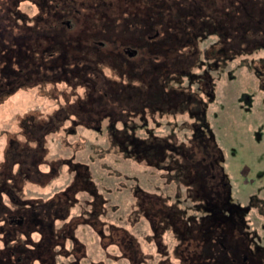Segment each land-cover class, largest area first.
I'll list each match as a JSON object with an SVG mask.
<instances>
[{
  "label": "flooded vegetation",
  "instance_id": "obj_1",
  "mask_svg": "<svg viewBox=\"0 0 264 264\" xmlns=\"http://www.w3.org/2000/svg\"><path fill=\"white\" fill-rule=\"evenodd\" d=\"M126 1L122 9L134 17L135 0ZM165 1L162 0L164 4ZM247 1L222 0L220 7H231L233 15L240 12L237 17L244 20L243 28L250 21L246 17L254 15L257 21L253 27L264 28L260 26L264 10L250 8ZM202 2L188 3L190 8H199L198 13L191 11V18L199 17L200 22L190 26L192 31L197 30L188 42L178 37L175 52L173 43L166 41L169 37L154 42L161 30H155L151 22L146 27H122V34L117 33L122 50L114 63L118 72L114 90L102 86L103 92L97 88L88 91L95 95L85 96L95 100L84 96V101L94 105H77L82 112L70 125L57 122L58 114L52 113L30 126L21 122L19 132L25 138L19 139L20 143L18 139H7L0 160V264H264V193L253 190L242 197L235 195L226 156L208 117L214 100L212 70L226 55L222 52L226 47L224 36L220 46L216 44L203 59L197 43L199 37L218 33L220 28L227 29L229 39L234 38L231 29L236 27L229 19L226 23L215 17L213 12L218 9H212L218 8L216 0ZM236 2L240 9L234 7L238 6ZM151 4L148 2V11L153 13L155 6ZM188 4H178L185 16L190 12L186 10ZM232 14L226 18L234 19ZM70 20L65 22L72 28ZM52 28L57 34L65 33L63 26ZM163 29L170 30L169 26ZM124 32L140 34L149 48L145 50L146 44L138 39L133 45L126 44L123 39L130 36L125 37ZM233 40L227 44L235 49ZM104 43L98 41L100 45ZM63 50L65 55L70 52ZM145 52L150 60L162 62L164 70L152 66L151 74L144 73L143 68L142 73L135 74L137 71L131 68L134 58L140 63L138 57ZM195 65L204 67L202 73H190ZM252 65L258 66L264 89V57L260 64ZM106 100L114 106L104 105ZM66 116L70 118L63 114L62 120ZM165 117L169 120L163 122ZM151 122L157 127L166 123L168 131L155 132ZM142 128L146 134L141 136L138 131ZM88 130L101 132L103 139L108 135L107 140L115 143L126 158L154 163L159 167L156 173L161 181L152 187L148 177L136 174L134 185L112 192L101 163L92 167L88 159L78 158L76 149L69 156L47 155L46 136L53 140L59 137L70 148L79 139L87 143ZM28 135V141L35 142L33 147L25 142ZM95 146L104 148L105 144L96 141ZM197 147L212 148L211 152L200 149L197 153ZM24 150L34 153L25 155ZM41 153L49 162L46 169L41 168ZM64 165L68 167L65 172ZM124 205L129 208L126 214ZM111 206L117 208L113 210Z\"/></svg>",
  "mask_w": 264,
  "mask_h": 264
},
{
  "label": "rangeland",
  "instance_id": "obj_2",
  "mask_svg": "<svg viewBox=\"0 0 264 264\" xmlns=\"http://www.w3.org/2000/svg\"><path fill=\"white\" fill-rule=\"evenodd\" d=\"M112 1L0 0V6H4V8L10 7V9L16 10L20 14V17L18 16L16 19L11 13L12 10H10L7 15L12 17H8L7 20H2L3 17H0V33H2V30L6 31V36L4 35L6 43H9V39L12 40L14 36L25 33L26 30L30 31L27 27L42 25L40 27L41 34L37 36L41 46L38 56L34 57L35 61H29L30 68H34L31 78H28L25 73V63L28 62V59L26 62L25 60L20 62L14 56L11 64H8L9 60L0 59V160L7 148L8 138L18 140L25 138L19 132L21 122L30 126L33 124L32 122L44 121L52 116V113H56L59 116L57 122L64 121L65 125H70L72 120L82 112L75 104L76 99H79L77 98L78 94L81 96V102L89 106L94 105L89 101H84L86 99L84 98V94H86L84 90L87 85L85 88L84 86H78L77 88L70 86L67 80L70 79L72 70H79L80 74H83L86 79H90L86 81L89 84L92 83L89 89L97 88V90L103 92L104 90L101 87L104 86V89L108 91L114 90L112 85L115 84V79L118 77L114 63H116L115 60H119L117 53L122 50L121 41L118 40L117 33L122 34V27H146L151 22L155 30H161L160 35L154 42H162L166 37H169L166 41L173 43L171 44V47H173L172 52H175L174 48L176 46L174 44H177L179 39L188 42L192 32L197 30L195 28L192 31L190 26L200 22L199 17L197 19L191 18L193 11L198 13L200 10L196 5H192L190 8L191 5L188 4L190 0H187V3L185 0H173L174 2L167 0L165 4L162 0H135L137 5L135 13L137 15L134 17L131 14L128 15L129 13L122 9L124 4H128L126 0ZM202 1L204 2V0ZM216 1L215 6L218 8L214 7L212 9H218V11L213 12L215 17L221 18V21L226 23V19L231 20V24L236 28L231 29L234 38L229 39V37L224 36V45L226 47L223 48L222 52L226 55L224 60L219 58L218 67L212 70L215 76L214 100L210 104L208 117L210 118L211 128H213L216 135L217 144L226 156V167L233 183L235 195L242 197L253 190L260 191L263 194L264 89L257 74L258 66L250 65L260 64L262 57H264V28L253 27L257 21L255 15L246 17V20L250 21L246 28L241 27L244 24V20L237 17L240 16V12L236 11L237 13L233 15L231 7H220L222 0ZM148 2L154 3L153 13L148 11ZM177 3L180 7L186 4L189 5L186 8V10L190 11L186 14L187 16L183 14L185 10L182 13L179 11ZM248 3H251L249 7L254 10H259L260 8L264 10V0H248ZM235 5L238 6H232L237 7V9L241 8L237 2ZM210 9L207 10L210 11ZM202 10H204V7H202ZM101 11L103 15H100ZM0 14H2L1 11ZM231 14L235 17L234 19L232 17L226 18L230 17L229 15ZM68 18L71 19L69 23H71L72 28L68 27L69 24L65 22ZM240 21L241 23H239ZM58 22L62 23L65 33L57 34V31L53 28H47L49 23ZM4 23H6L7 29H5ZM164 25L169 26L170 30L168 32L164 31ZM260 26H264L263 20ZM220 30L223 32H220ZM226 30L225 28H220L218 33L209 32L205 37L201 38V36L198 38L200 58H205L207 52L211 53L213 48H216V44L220 46V43L223 42V34H227ZM124 33L125 37H131L123 39L126 44L130 43L133 45L135 39H138L141 43L146 44L145 50L149 48L145 38L140 37V34ZM178 37L180 38L178 39ZM232 39L235 42V49L228 47L227 44ZM99 40H104L105 43L100 45L98 44ZM11 46L15 47L16 44H11ZM6 48L10 47H5L3 51ZM63 49L70 52L65 55ZM62 54H64L66 59L63 58ZM149 56L146 52L139 55L140 63L136 62V58H134L131 68L137 71L135 74L142 73V68L145 69L144 73L151 74L149 69L152 66L159 68L158 70L160 71L164 70L165 65L162 62L156 61L155 59L157 58L150 60ZM187 57H194V54H188ZM160 59H163V57ZM124 66L129 67L126 63ZM190 69H192L190 73L198 74L202 73L204 67L195 65ZM153 73L155 72L153 71ZM188 75L189 73L186 72V80L189 79ZM91 79H95V81H91ZM100 91H97V96ZM92 94L95 95V93ZM72 105H74V108H72ZM104 105L109 107L114 106V103L109 105L106 100ZM61 113L64 116L69 114L70 118L66 116L65 118L67 119L62 120L63 114ZM94 115L96 116V114ZM31 117L32 119L29 120ZM166 120L169 119L165 117L163 122ZM106 122H108V119L105 120V128L107 127ZM117 124L121 125L120 122ZM167 126L166 123H163L160 127H157L151 122V128L153 127L155 132H163V130L167 132ZM81 128L84 127L81 126ZM50 134L52 133H48V135ZM138 134L142 136L146 132L142 128L138 131ZM187 134H190V131ZM87 136H89L87 143L83 144V140L79 139L72 142L70 148L59 137L53 140L51 136H46L44 143L48 147L47 155L50 158L54 156H69L72 153L71 150L76 149L75 153L78 154V158L88 159L92 167H98L97 164L101 163L104 175L109 178H107V185L110 182L111 187L114 189L112 192H115V190L117 192L126 190L125 185H134L135 182L133 180L136 174L141 175L144 179L148 177L149 186L152 187L161 181L160 174L156 173L159 167L153 166L154 163H147L146 160L134 157L133 160L126 158V154L124 155L119 151L115 143L107 140L108 135L103 139L101 132L88 130ZM97 137L101 139L99 140ZM29 138V135L26 136L25 142L28 143V146L33 147L32 144L35 142L33 140L28 141ZM96 141L105 144L104 148L93 147ZM211 148L197 147L196 150L199 153L200 149L209 151ZM22 153L27 155L34 152L24 150ZM40 164L43 169H46L49 165L43 154ZM66 168H68L67 165H64L62 171L65 172ZM61 176L62 173L59 174V177ZM107 190L109 191V188ZM124 199L127 200L126 197ZM124 206L126 207L124 210L126 214L129 208H127V205ZM116 208L111 206L113 210ZM1 246L2 242L0 241Z\"/></svg>",
  "mask_w": 264,
  "mask_h": 264
},
{
  "label": "trees",
  "instance_id": "obj_3",
  "mask_svg": "<svg viewBox=\"0 0 264 264\" xmlns=\"http://www.w3.org/2000/svg\"><path fill=\"white\" fill-rule=\"evenodd\" d=\"M10 10H12V9H10V7L4 8V6H0V11L2 13V14H0V17H3L2 20H7L8 17H12V16L7 15V12H10ZM11 13H13V16H15L16 19L18 16L20 17L19 12L16 10H12ZM154 22L156 23V21H154ZM41 26L35 25V26H31L30 28L27 27V29H30V31L26 30L25 33H22L18 36H14L12 38V40L9 39L10 40L9 43H6V38L4 37V35L6 36V31L2 30L1 32L3 34L0 33V59L9 60L8 64H11V61H12L14 56L16 57V60L20 61V62H23V60H25V62H26V60L28 59V62L25 63V67H26L25 73H26L28 78H31V75L33 74V69H34V68L33 69L30 68L29 61H31V62H33V60L35 61L34 57L38 56V51L41 47L40 46V40L37 38V36L39 34H41V31H40ZM56 26H62V23H60V22L53 23V24L49 23L47 25V28L50 29V28L56 27ZM4 27H5V29H7L6 23H4ZM220 32H223V31L220 30ZM223 36H226V34L225 35L223 34ZM263 39H264V37H263ZM11 44H16V46L13 47V46H11ZM5 47H10V48H6V50L3 51L5 49ZM87 80H90V79H86V77L83 74H80L79 70H72V75H71L70 79L67 81H69L70 86H72V87L74 86L76 88L78 86H84V88H85V86L87 85V87L85 88L84 91L86 92V94H90L91 96H94L92 93L88 92V91H91V88L89 89V87L91 86L92 83L91 84L87 83L86 82ZM91 81H95V79H91ZM93 89H96V88H93ZM86 94H84V96ZM80 97H81L80 94H78L77 98H79V99H76L75 104H77V105L81 104L82 99H80ZM85 97H87V99H90V100L94 99L90 96H85Z\"/></svg>",
  "mask_w": 264,
  "mask_h": 264
}]
</instances>
